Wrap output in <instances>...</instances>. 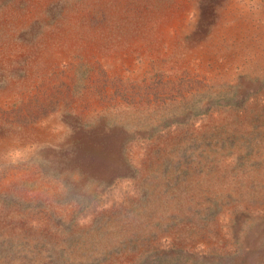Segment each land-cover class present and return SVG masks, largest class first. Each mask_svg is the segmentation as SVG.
<instances>
[{"label":"rangeland","instance_id":"rangeland-1","mask_svg":"<svg viewBox=\"0 0 264 264\" xmlns=\"http://www.w3.org/2000/svg\"><path fill=\"white\" fill-rule=\"evenodd\" d=\"M0 264H264V0H0Z\"/></svg>","mask_w":264,"mask_h":264}]
</instances>
